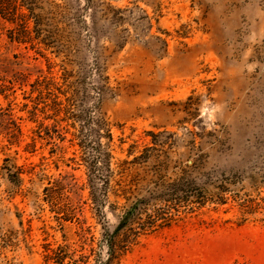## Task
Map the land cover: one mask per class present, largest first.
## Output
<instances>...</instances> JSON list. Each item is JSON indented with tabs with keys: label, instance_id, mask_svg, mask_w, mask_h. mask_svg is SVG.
Listing matches in <instances>:
<instances>
[{
	"label": "rangeland",
	"instance_id": "1",
	"mask_svg": "<svg viewBox=\"0 0 264 264\" xmlns=\"http://www.w3.org/2000/svg\"><path fill=\"white\" fill-rule=\"evenodd\" d=\"M17 1L36 41L0 16V264H264V211L231 200L114 234L155 181L264 197V0Z\"/></svg>",
	"mask_w": 264,
	"mask_h": 264
},
{
	"label": "trees",
	"instance_id": "2",
	"mask_svg": "<svg viewBox=\"0 0 264 264\" xmlns=\"http://www.w3.org/2000/svg\"><path fill=\"white\" fill-rule=\"evenodd\" d=\"M0 16L16 25L13 38L19 42L34 43L36 38L32 36L28 15L21 12V6L17 0H0ZM152 148L145 147L141 155L134 159H147L148 152ZM10 179L19 181L17 173L9 174ZM184 177L175 180L174 183L165 185L155 181V188H148L151 196L138 198L123 214L114 234L125 230L123 239L120 241V251L125 252L131 245H135L142 235L153 234L159 229L170 227L172 224L184 222L185 219L197 217L208 204H214L213 211L231 204L236 207L240 214V220L246 216L264 211V197L258 199H245L238 202L234 197H226L225 188H219L218 192L212 193L205 185H198L189 181L184 182ZM110 259H116L115 245L110 244Z\"/></svg>",
	"mask_w": 264,
	"mask_h": 264
}]
</instances>
